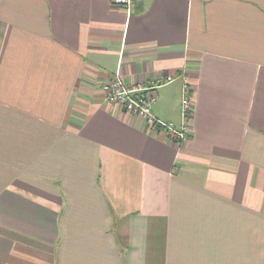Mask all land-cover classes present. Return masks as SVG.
I'll return each mask as SVG.
<instances>
[{"label":"crops","instance_id":"0c3cea01","mask_svg":"<svg viewBox=\"0 0 264 264\" xmlns=\"http://www.w3.org/2000/svg\"><path fill=\"white\" fill-rule=\"evenodd\" d=\"M0 264H264V0H0Z\"/></svg>","mask_w":264,"mask_h":264},{"label":"built area","instance_id":"2783aa9c","mask_svg":"<svg viewBox=\"0 0 264 264\" xmlns=\"http://www.w3.org/2000/svg\"><path fill=\"white\" fill-rule=\"evenodd\" d=\"M113 5L126 9L132 6V0H112ZM174 77L160 79V83H169ZM105 103L117 107V111L127 113L139 120L146 129L153 133H162L170 143H184L191 135V100L190 88L184 82L181 96V123L176 126L172 122L161 121L152 113L156 102V86L147 84H130L118 75L102 86Z\"/></svg>","mask_w":264,"mask_h":264},{"label":"bare ground","instance_id":"6f19581e","mask_svg":"<svg viewBox=\"0 0 264 264\" xmlns=\"http://www.w3.org/2000/svg\"><path fill=\"white\" fill-rule=\"evenodd\" d=\"M121 8V7H120ZM124 9V8H123ZM126 10V9H125ZM114 78V77H113Z\"/></svg>","mask_w":264,"mask_h":264}]
</instances>
